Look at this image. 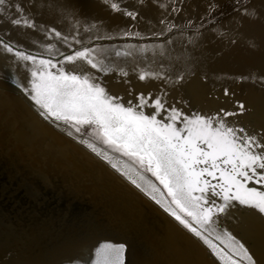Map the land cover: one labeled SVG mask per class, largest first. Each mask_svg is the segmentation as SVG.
<instances>
[{"label":"rangeland","instance_id":"obj_1","mask_svg":"<svg viewBox=\"0 0 264 264\" xmlns=\"http://www.w3.org/2000/svg\"><path fill=\"white\" fill-rule=\"evenodd\" d=\"M115 2L120 3L122 9L136 12V20L122 12L112 11L104 0H10L12 6L6 9L8 15L19 18L20 14L15 11V5L18 4L36 27L15 26L0 15V40L18 47L20 51L51 58L46 50L50 45H55L56 49L63 52H70L63 42L49 37L51 29L60 31L69 38L79 31L82 38L86 39L93 33L84 32V29L95 23L101 34L108 33L116 37L112 40L94 41L89 45L108 49L106 57L114 48L124 49L129 44H160L167 37H175L176 45H166L167 55L157 56L172 59V66L177 67L178 63H175L180 60L177 54L175 57V51H170V47L186 50L193 45L198 50L205 49V27L214 26L240 6L246 5V1H243L235 4L238 8L235 5L219 6L217 0ZM161 4L165 7H160ZM173 7L177 9L176 12L171 11ZM161 20L166 23L161 24ZM166 24L174 25L173 31L165 38H155L153 33L166 28ZM126 31L139 32L147 38L123 37L122 33ZM189 38L193 39V43H189ZM73 47L79 45L74 44ZM152 54L151 51L143 53ZM194 55H191V59L198 70L193 71L192 77L201 78H198V87L186 90L185 87L179 88L183 81L175 83L178 84L177 93L168 105L184 104L180 96H185L188 99L194 97L187 104L188 115L194 112L214 114L222 108L236 109L239 102L233 96L223 98L213 90L214 87L207 86L203 66L205 54L198 57L196 54V59L192 58ZM108 59L113 63L112 58L108 56ZM147 61L144 63L142 60V66L147 71L151 67L159 68L156 60H149L150 64ZM115 65L124 67L121 64ZM132 67L133 70L136 69ZM123 69L128 72L126 79L118 73H110L107 76L101 75L99 82L106 89H118L131 81L139 82L138 84L142 82L137 77L145 69L137 68L138 72H133L132 69L131 72L130 68ZM166 69L168 71L161 72L166 75L173 73V70ZM211 70L216 71L213 68ZM211 70L209 69L210 74L214 72ZM29 80L30 71L24 63L14 61L0 47V264H72V261L78 260L79 264H93L96 250L105 243L125 245V264H220L211 249L200 239L130 185L105 161L68 137L62 128L45 121L18 87L28 84ZM150 81L146 80L143 84ZM258 100L250 106L245 104L246 111L243 115L229 119L245 127L250 133L264 130V111L258 109L264 101ZM220 227L243 241L246 240L245 245L255 254L256 260L260 261L258 264H263L264 219L252 210L237 207L227 217L220 218ZM172 232L175 234L174 238Z\"/></svg>","mask_w":264,"mask_h":264},{"label":"snow or ice","instance_id":"obj_2","mask_svg":"<svg viewBox=\"0 0 264 264\" xmlns=\"http://www.w3.org/2000/svg\"><path fill=\"white\" fill-rule=\"evenodd\" d=\"M104 3L114 12H122L132 20L137 18L136 12L122 9L115 0H104ZM10 6V0H0V15L15 26L36 27L18 4L15 11L20 14L19 18L9 16L6 9ZM160 7L165 6L161 4ZM171 11L177 9L173 7ZM241 14L254 17L255 11L244 8ZM160 23L166 22L161 20ZM174 27L166 24V28L153 36L165 38ZM84 32L93 35L85 39L77 31L69 38L51 29L49 37L70 49L66 53L50 45L46 50L51 58L20 51L0 40L4 52L29 69L28 84L18 87L37 108L38 114L105 161L200 239L220 264H258L245 243L220 227V218L242 207L264 219V130L250 133L229 119L245 113L243 103L234 110L222 108L214 114L194 112L186 115L174 104L168 105L164 92L140 93L135 100L127 101L111 94L99 82L100 76L118 73L127 77L128 72L108 61L105 56L108 49L89 45L116 37L101 34L95 23ZM122 35L147 38L139 32L126 31ZM174 40L175 37H167L160 44H129L123 51L115 48L112 51L116 57L133 56L137 51L141 54L151 51L153 56L163 57L167 53L166 45L173 44ZM189 43H193L192 38ZM74 44L79 47H73ZM188 74L191 69L185 65V71L178 73L174 81L165 73L147 70H142L138 79L179 83ZM229 95L226 88L224 96ZM125 251L124 244H102L96 250L93 264H125ZM72 264H79V261Z\"/></svg>","mask_w":264,"mask_h":264},{"label":"bare ground","instance_id":"obj_3","mask_svg":"<svg viewBox=\"0 0 264 264\" xmlns=\"http://www.w3.org/2000/svg\"><path fill=\"white\" fill-rule=\"evenodd\" d=\"M243 1L244 2L246 1L245 2L246 5L242 4L244 6H242V7L240 6V8L235 10V11L233 10L234 12H231L230 15L228 14L229 16L227 15L226 18L225 17H224V19L222 18L221 21L219 20L218 22H216L217 24H215L214 26H212V27H207L206 26L205 27V49H199L198 50L193 45L191 47L188 46L186 50H180V49L177 50V49H174V48L170 47V51L171 50L175 51V57H176V54H177L178 59L180 60L179 62L175 63V64L178 63L177 67H173L172 66V64L174 63L172 59H169V58L161 59L157 55L153 56V54L152 55H143V54H141L138 51L135 52L133 56H129V57H123V56L116 57L113 51L110 52V55H108V54L107 55L109 56V58L113 59V64H119V65L121 64L120 66H124L123 68H126V69L130 68L129 71H131V72L133 70L132 66H134L136 68L135 70H133V72L134 71L138 72L137 70L141 69V68L146 70V68H143V66H142V63H143L142 60L144 61V63L147 60L148 61L149 60H153V61L156 60L157 62L156 61L155 62H156V64L159 65V68L156 69V66H155V68L152 69V67H151V69H149V71H153V72H158L159 71V72H161V70H165L166 71L167 70L166 68L171 69V70H173V73H174V74L170 73V75L174 76L173 81L175 80V77H176V75L178 73L185 71V65H187L191 69V74L186 75L185 79L183 80L184 83H181L180 86H179V88L185 87L186 90H187L188 88H192V87L194 88V86L199 85V82H200L199 79H201V78H199L197 76H193L192 77L193 71H197L198 69L195 68L197 66H196L194 60L191 59V55L195 54L194 57H192V58L196 59L195 58L196 54H197V57H198V55L199 56H203L205 54V60H204L205 63L203 64V66L205 67V71H204L205 72V82L207 83V86L214 87L213 90L217 91L219 96H221L223 98H228V97H232L233 96L236 100H238L239 103H243L244 105L247 104V106L248 105L250 106V104H252L253 102H256L258 99H263V101H264V89H262V88H264V0H217V2H219L217 4L218 5L219 4H225L228 7H232L233 5H235L237 3L238 4L243 3ZM216 5H214V6H216ZM208 7H209V5H208ZM235 7H237V6L235 5ZM244 8H248L249 10H254L255 11V16L254 17H250V16H247V15H242L241 13H242ZM224 32H226L228 34L225 35V34H223ZM243 33H244V35H242ZM227 38H229V39L227 40ZM233 38H234V40L231 41V39H233ZM246 38H247V40H246ZM233 41H235V43H233ZM173 44H175V43L173 42ZM226 44L228 46H225ZM201 47H203V46H201ZM201 47H198V48H201ZM117 50L123 51L124 49L117 48ZM195 52H197V53H195ZM190 53H193V54H190ZM105 56H106V53H105ZM108 56H107V58H108ZM147 56H149V57H147ZM188 59H190V61H188ZM106 62H108V61H106ZM150 62L151 61H149L148 63L150 64ZM200 66H202V64H200ZM211 68L215 69L216 71L211 70ZM209 69L211 71H214V72H211V74H210ZM162 73H164V72H162ZM124 78L126 79V77H124ZM122 80H124V79L122 78ZM103 81H105V80H103ZM143 82H145V81H143ZM143 82L138 84L139 82L131 81V82H128V83H124L123 86H121V84H120L121 88L116 89L117 87L115 86L116 88L109 87L108 90L113 95L124 97L125 101L131 100L132 98H135L140 93L147 94V92H148V93H152L153 95H157V94H159L161 92H164V93H166V99L168 101V104L171 101L173 95L177 93L176 90L178 88L176 86L178 84L176 85L175 83H164L163 81H154V80H151L149 83H146V84H143ZM108 85H107V87H108ZM226 88L230 92V95L227 96V97L224 96V90ZM195 95H196V92H195ZM197 96H200V94H198ZM197 96H195V97H197ZM180 98H183L184 104L181 103L178 106H176V105L175 106L177 108H179L184 114H187V112H188L187 109H186L187 108V104L192 99L194 100V97L188 99V98H185V96L184 97L180 96ZM228 100H230V99H228ZM226 103H228V101ZM232 103H233V101H232ZM258 109H260V111H264V102L260 105V107H258ZM261 113H263V112H261ZM261 126H262V124H261ZM91 192H92V190H91ZM172 235L171 236L174 238L175 237L174 236L175 235L174 232H172ZM168 236H170V235H168ZM237 238L240 239L243 243L246 242V240L243 241L242 238H240V237H237ZM167 244H169V243H167ZM187 244H188V242H187ZM147 245H148V243H147ZM164 245H166V244H164ZM173 245H175V244H173ZM173 245H171V248L173 247ZM251 246H252V243H251ZM147 248H148V246H147ZM167 249H169V248H167ZM253 249H255V248H253ZM160 251H161V249H160ZM255 252H257V251L255 250ZM70 254H72V253H70ZM168 255H171V254H168ZM71 256L72 255H70V257ZM157 256H158V254H157ZM259 257H260V255L258 256V258ZM151 260H153V259H151ZM262 260H264V259H262ZM167 262H168V260H167ZM173 262H176V260L173 261ZM178 263H179V261H178ZM258 263H260V261ZM262 263L264 264V261ZM62 264H64V263H62ZM148 264H150V263L148 262ZM152 264H155V263L153 262Z\"/></svg>","mask_w":264,"mask_h":264}]
</instances>
